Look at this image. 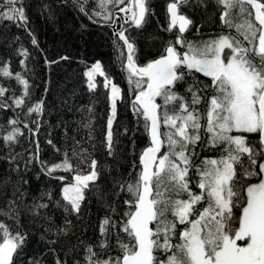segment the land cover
<instances>
[{"label": "snow or ice", "instance_id": "obj_1", "mask_svg": "<svg viewBox=\"0 0 264 264\" xmlns=\"http://www.w3.org/2000/svg\"><path fill=\"white\" fill-rule=\"evenodd\" d=\"M73 3L88 15L81 0ZM181 3L187 0L168 4V30L179 24L176 39L168 41L158 58L144 65L134 59L135 43L125 35L127 29L121 25L113 30L114 46L122 48L119 42L123 41L127 48L126 64L122 61V66L128 73L129 84L135 85L131 90L133 115L137 125L143 123L150 136V145L141 150L128 178L113 177V187L118 189L115 196L119 198L124 193L126 207L117 212L115 200L108 203L101 194L97 184L101 176L98 161L87 149H73L71 157L65 150L63 160L47 168L49 175L57 170L74 175L61 189L65 203L55 201L65 214L63 225L45 229L46 232L67 236L73 228L68 217L82 218L86 193L93 189L111 213L100 222L104 239L99 245L86 244L83 264H264V149H258L246 135L255 134L259 144L264 145V0H216L224 5L222 23L234 28L235 34L222 32L207 41H190L183 35L193 21L178 12ZM108 4L124 5L126 0H99L101 11L95 15L111 23ZM132 4L119 10L131 13V20L141 27L148 11L145 0H132ZM122 19L128 23V19ZM2 20L26 22L22 0H0ZM123 55L121 51L120 56ZM0 73L15 75L24 86V95H28V81L20 73L13 74L7 68H0ZM96 74L104 77V87L110 88L111 115L102 143L108 156L115 158V145L120 141L114 140L113 122L117 100L123 99L122 89L106 75L99 62L88 73L90 88L96 87ZM134 77L138 79L133 80ZM179 85H185L183 93L176 90ZM5 91L0 87V95ZM15 103L19 106L24 99L17 98ZM41 111L42 102L29 108V112ZM127 131L125 127L124 133ZM18 132L16 129L4 139L14 140ZM89 137L94 138L91 133ZM198 142L220 147V157L200 160L196 152ZM92 147L95 149V145ZM72 158H78L75 166ZM102 169L111 171L107 165ZM197 177L195 186L199 193L189 187ZM48 196L51 200L50 193ZM12 204L15 201L10 202L8 212L0 211V215L14 220L20 228L19 211ZM34 207L46 209L48 204ZM110 235L116 238L115 256L110 251ZM25 238V233L13 231L0 220V264H14V255ZM49 243L55 244L56 240ZM96 247L99 252L94 251ZM56 264L67 262L57 258Z\"/></svg>", "mask_w": 264, "mask_h": 264}, {"label": "trees", "instance_id": "obj_2", "mask_svg": "<svg viewBox=\"0 0 264 264\" xmlns=\"http://www.w3.org/2000/svg\"><path fill=\"white\" fill-rule=\"evenodd\" d=\"M81 2L88 15L81 13L79 5L74 4L73 0H22L26 22L0 21V68H7L13 74L20 73L29 85L28 95L25 96L24 86L15 75L0 73V87L6 89L0 95V211L8 212L10 202L15 201L11 207L18 209L21 227L17 228L16 222L6 216L0 215V220L13 231L26 234L22 246L14 255V264H56L57 258L67 264H76V261L83 264L86 244L99 245L104 239L100 234V222L111 213L103 207V200H98L94 195L96 189L86 193L87 199L80 213L82 218L77 220L75 215L68 217L72 220L73 228L67 236H55L45 231L63 225L65 217L63 209L56 207L55 201L65 203L61 197V187L72 180L74 173L57 170L49 175L47 172L48 167L63 160L65 150L70 157L73 149L77 152L87 149L94 154L98 161L97 168L101 171L97 181L99 190L108 203L115 200L117 212H120L126 207L123 204L126 196L121 193L116 198L118 189L113 187V177L119 175L127 179L133 163H138L141 150L149 146L143 123L137 125V118L131 109L134 99L131 90L135 85L129 84L128 73L122 66V61L125 64L124 47L121 42L120 49L113 44V33L105 27L112 22H105L102 16L95 15L101 11L99 0ZM127 2L124 5H107L113 20L115 11L126 6ZM170 2L173 0H145L148 9L145 22L141 27L125 32L135 43L134 59L139 65L158 58L165 44L176 39L177 28L168 30L167 8ZM222 9L224 5L217 4L216 0H203L202 3L187 0V3L179 4L178 12L193 21L183 35L190 41H207L222 32L235 34L234 28L229 29L222 23ZM121 51L123 56H120ZM97 62L123 94V99L117 100L113 122L114 140L120 141L115 145V158L108 156L102 143L107 132V119L111 115L104 77H96V87H89L87 73ZM197 75L210 82L209 78ZM184 87L179 85L176 90L183 93ZM21 97L24 103L17 106L15 100ZM37 102H42V111L29 112V108ZM89 124L90 127H85ZM125 127L128 129L126 134ZM16 129L19 132L14 140L4 139ZM89 133L94 138L90 139ZM246 135L258 149H264L255 134ZM197 146L200 160L218 159L221 155L220 147L208 144ZM164 150L166 148H162ZM71 162L75 166L78 158H72ZM104 165L109 166L111 171L102 169ZM60 176L67 179L61 181L58 179ZM198 179L192 180L189 185L195 193L200 192L195 186ZM41 203L48 204V207H34ZM34 212L38 215H34ZM51 240H56V243L50 244ZM108 240L111 255H117L115 236L110 235ZM94 251L99 252L100 248L96 247Z\"/></svg>", "mask_w": 264, "mask_h": 264}, {"label": "water", "instance_id": "obj_3", "mask_svg": "<svg viewBox=\"0 0 264 264\" xmlns=\"http://www.w3.org/2000/svg\"><path fill=\"white\" fill-rule=\"evenodd\" d=\"M129 6H133L132 4V0H128L127 2V5L124 6L125 8L126 7H129ZM138 10V9H137ZM254 11V10H253ZM167 13H168V19H169V23H171V14L168 12V8H167ZM114 16L116 19L119 20V23H118V28H120L121 25H123V27L127 30L131 29V28H137V26L134 24V22L131 20V13H126V12H121L120 10H117L115 11L114 13ZM122 18H126L128 19V23L125 24L124 23V19ZM105 27L111 29L112 33H113V30H114V27L116 28V24H115V19H114V22L109 24V25H106ZM117 28V29H118ZM176 28L177 30L179 31V24L176 25ZM123 45V41H120ZM124 52H125V64H126V56H127V48L126 46H124ZM138 78V77H137ZM147 136H148V139H149V145H150V136L149 134L147 133ZM263 148H264V145H261Z\"/></svg>", "mask_w": 264, "mask_h": 264}, {"label": "flooded vegetation", "instance_id": "obj_4", "mask_svg": "<svg viewBox=\"0 0 264 264\" xmlns=\"http://www.w3.org/2000/svg\"><path fill=\"white\" fill-rule=\"evenodd\" d=\"M223 10H224V9H222V12H223ZM222 12H221V15H222ZM114 19H115L116 28H118V23H119V20H118V19H116V18H114ZM117 21H118V22H117ZM113 22H114V20L112 21V23H113ZM110 30H111V29H110ZM204 139L206 140V139H207V137H204ZM198 144L200 145V143H199V142L197 143V145H198ZM197 145H196V149H197V147H198ZM196 152H198V149H197V151H196ZM198 155L200 156L199 152H198Z\"/></svg>", "mask_w": 264, "mask_h": 264}, {"label": "rangeland", "instance_id": "obj_5", "mask_svg": "<svg viewBox=\"0 0 264 264\" xmlns=\"http://www.w3.org/2000/svg\"><path fill=\"white\" fill-rule=\"evenodd\" d=\"M94 67V66H93ZM93 67L89 70V72L93 69ZM88 72V73H89ZM88 73H87V75H88ZM98 76H100L99 74H96L95 76H94V79L96 78V77H98ZM108 90V97H109V102H110V104H111V100H110V88L109 89H107ZM72 181V180H71ZM64 185H62V187H63ZM62 187H61V189H62ZM61 197H62V195H61Z\"/></svg>", "mask_w": 264, "mask_h": 264}, {"label": "bare ground", "instance_id": "obj_6", "mask_svg": "<svg viewBox=\"0 0 264 264\" xmlns=\"http://www.w3.org/2000/svg\"><path fill=\"white\" fill-rule=\"evenodd\" d=\"M101 27H103V26H101Z\"/></svg>", "mask_w": 264, "mask_h": 264}]
</instances>
